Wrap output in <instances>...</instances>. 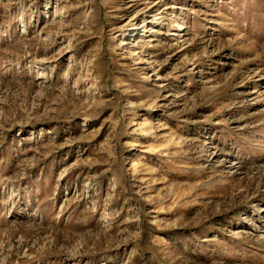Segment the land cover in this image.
<instances>
[{
  "label": "rangeland",
  "instance_id": "rangeland-1",
  "mask_svg": "<svg viewBox=\"0 0 264 264\" xmlns=\"http://www.w3.org/2000/svg\"><path fill=\"white\" fill-rule=\"evenodd\" d=\"M0 264H264V0H0Z\"/></svg>",
  "mask_w": 264,
  "mask_h": 264
},
{
  "label": "bare ground",
  "instance_id": "bare-ground-1",
  "mask_svg": "<svg viewBox=\"0 0 264 264\" xmlns=\"http://www.w3.org/2000/svg\"><path fill=\"white\" fill-rule=\"evenodd\" d=\"M134 42V41H133ZM132 45V44H131ZM144 62H146V61H144ZM147 64V63H146Z\"/></svg>",
  "mask_w": 264,
  "mask_h": 264
}]
</instances>
